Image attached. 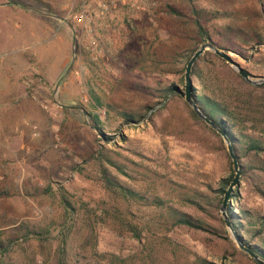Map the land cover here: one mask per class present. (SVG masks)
<instances>
[{"label":"rangeland","instance_id":"rangeland-1","mask_svg":"<svg viewBox=\"0 0 264 264\" xmlns=\"http://www.w3.org/2000/svg\"><path fill=\"white\" fill-rule=\"evenodd\" d=\"M85 2L88 19L77 22ZM107 2L116 3L109 12L96 0H0V264H58L63 247L68 264H104L101 254L193 264L188 250L216 264H256L234 253L214 210L219 182L235 171L229 151L185 98L163 90L185 91L186 62L209 39L263 77L264 0H143L140 11L131 0ZM201 68V81L192 78L199 92L219 94L223 83L259 105L254 134L264 141V89L251 93L216 58ZM257 186L264 172L235 188L256 217ZM169 207L202 219L207 232L169 231ZM120 222L151 244L117 236Z\"/></svg>","mask_w":264,"mask_h":264},{"label":"trees","instance_id":"trees-1","mask_svg":"<svg viewBox=\"0 0 264 264\" xmlns=\"http://www.w3.org/2000/svg\"><path fill=\"white\" fill-rule=\"evenodd\" d=\"M197 26L199 28L200 34L203 37H207L205 36L206 32L199 22H197ZM209 41L212 42L211 39H209ZM240 53L241 52H237V54ZM207 57H213L222 61L230 70L232 75L237 80H239L240 83L246 87V89L250 90L251 93L260 89H264V86L255 87L247 83L240 74L236 73L228 64H226L224 59L211 51H207L204 56H200L195 62L192 68V78H197V80L201 81V63ZM190 59L191 58H189L186 62V66ZM220 89L221 92L219 94H214L213 92V96H209L199 92L198 87L193 85V96L197 105L204 112V114L228 137L241 167V178L242 180L248 182L253 178V175L258 176L259 173L264 172V169L262 168L263 166H259L260 164L263 165L261 158L264 157V141L254 134L259 131V127L261 125L258 119L259 105L254 104V102H252L248 96L245 98L241 97L240 94H237L236 96L235 91L223 83L220 84ZM177 90V86L171 85L164 89L163 92L165 93L166 97L169 95H174L176 97L177 95L175 92ZM191 113L193 118L200 121L199 117L194 111ZM127 121H133V119L128 118ZM205 125L207 126V124ZM207 127L220 140L221 149L227 153L228 150L224 144L225 142L222 136L217 131L209 128V126ZM248 131L252 132L250 133ZM234 178L235 171L232 169L231 174L219 182V187L215 196L216 204L214 205V210H220L226 191L233 182ZM105 179L107 183L119 188L125 194H129L130 196L137 195L118 185L116 186L108 178L105 177ZM257 191L264 196V188L257 186ZM141 199L149 203L143 196ZM239 201L240 195L235 190L230 202L228 203V214L232 227L243 245L264 260V216L256 217L253 216L249 211L241 209L238 205ZM149 205H151V207L160 208L164 204L162 200L155 198L151 203H149ZM168 211L170 212L172 222H167L165 225L168 227L169 231H173L175 228H180L186 229L189 232H207L206 224L202 221V219L196 217L195 215L181 211L175 207H169ZM221 222L223 223V220H221ZM126 223L127 224L123 225V223L120 222L117 228H113V231L117 236L124 237L125 235H131L133 239L140 243H143V241L146 240L145 245L151 244L150 237H146V235H144L143 229H140L136 224L130 222ZM169 223L172 224L168 226L167 224ZM225 239L230 243L235 254L245 255L242 253L241 249L232 242L227 231ZM0 249L5 250L6 246L0 243ZM65 251L66 249L63 247L61 250L62 255L60 256L58 264H68L66 261L67 257ZM187 253L189 255V259L193 261V264H216L215 262L202 258L189 250ZM99 257L101 262L104 264L124 263V261L115 254H101ZM161 257L162 256L158 254L156 256L149 254L147 257L149 263H147L157 264V262L161 260ZM156 260L158 261L155 262Z\"/></svg>","mask_w":264,"mask_h":264},{"label":"water","instance_id":"water-1","mask_svg":"<svg viewBox=\"0 0 264 264\" xmlns=\"http://www.w3.org/2000/svg\"><path fill=\"white\" fill-rule=\"evenodd\" d=\"M207 51H211L224 59L227 63H229L233 69L240 74L243 79L255 87H263L264 86V76L263 77H255L246 70H244L238 63H236L231 56H229L228 53H226L224 50L218 48L213 42H207L203 44L199 50L195 52V54L190 59L185 72V91L177 90L175 94H178L185 98L189 106L192 108V110L196 113V115L203 120L206 124H208L213 130L217 131L222 138L224 139L225 144L228 147V151L230 154V157L234 164V169L236 172L235 178L233 182L230 184L228 190L226 191V194L224 196V200L221 206V212L224 219V222L227 226V229L231 235V238L234 240L236 245L245 253L249 254L252 259L258 263V264H264V260L258 257L253 251H251L249 248L245 247L243 243L240 241L239 237L237 236L235 230L232 227L229 214H228V203L230 202L232 195L234 194V190L236 187L240 186V179L242 176V171L240 164L238 162V158L235 154V151L228 139V137L217 127L215 123H213L200 109V107L197 105L195 98L193 96V80H192V68L195 64V62L198 60L200 56L205 54Z\"/></svg>","mask_w":264,"mask_h":264},{"label":"built area","instance_id":"built-area-1","mask_svg":"<svg viewBox=\"0 0 264 264\" xmlns=\"http://www.w3.org/2000/svg\"><path fill=\"white\" fill-rule=\"evenodd\" d=\"M98 2V6L99 8L102 9V12H109L112 7L116 6V3L115 2H112V3H109L107 2L108 0H96ZM114 1V0H112ZM116 1V0H115ZM126 0H122V2L126 3L125 2ZM132 3V7L135 9V10H143L144 8L142 7L141 5V2H143V0H131ZM86 2L84 3V6H83V9L81 11H79L76 16H75V20L77 22H85L87 21L88 19V11H87V6H86Z\"/></svg>","mask_w":264,"mask_h":264}]
</instances>
